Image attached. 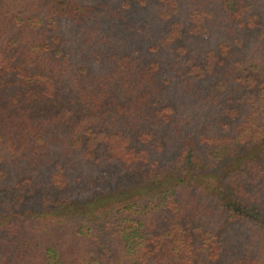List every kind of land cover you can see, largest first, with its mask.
I'll list each match as a JSON object with an SVG mask.
<instances>
[{"label":"trees","instance_id":"trees-1","mask_svg":"<svg viewBox=\"0 0 264 264\" xmlns=\"http://www.w3.org/2000/svg\"><path fill=\"white\" fill-rule=\"evenodd\" d=\"M0 264H264V0H0Z\"/></svg>","mask_w":264,"mask_h":264}]
</instances>
